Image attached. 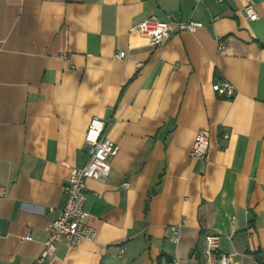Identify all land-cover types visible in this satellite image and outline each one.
<instances>
[{
    "label": "crops",
    "instance_id": "1",
    "mask_svg": "<svg viewBox=\"0 0 264 264\" xmlns=\"http://www.w3.org/2000/svg\"><path fill=\"white\" fill-rule=\"evenodd\" d=\"M146 18L203 26L157 46ZM94 116L119 145L87 180L96 237L44 264H204L207 233L231 264L264 259V0H0V264L43 251ZM202 129L207 161L191 155Z\"/></svg>",
    "mask_w": 264,
    "mask_h": 264
},
{
    "label": "built area",
    "instance_id": "2",
    "mask_svg": "<svg viewBox=\"0 0 264 264\" xmlns=\"http://www.w3.org/2000/svg\"><path fill=\"white\" fill-rule=\"evenodd\" d=\"M245 12L247 18L251 20L258 18L257 11L252 4L245 7ZM202 26V22L194 19L174 20L171 18L166 20L146 18L137 25L140 32L147 36L153 45L157 46L164 44L174 31L195 32ZM124 56L123 51L117 53L119 58ZM213 88L217 93L228 97L233 96L235 93L234 85L228 80L217 81ZM104 128L105 122L102 118L94 116L91 119L85 133V142L89 146L90 157L84 165L72 168L66 186L67 203L59 215L50 221L45 247L39 257L35 259L34 264H44L55 253L56 246L61 241L77 246L82 240H93L96 237V228L87 222L88 213L84 208L87 196V180H106L112 170L111 160L119 151V145L103 134ZM229 136L228 131L222 133L224 139L229 138ZM209 151L210 132L202 129L195 136L191 155L207 161ZM124 185L129 186V183H124ZM173 230L178 234L177 227H173ZM25 238L31 239L32 236L29 234ZM172 239L178 240V235H173ZM205 241L207 247L204 264H217L216 260L220 264H231V254L220 249L219 234L207 233ZM123 251V249L120 250V257H122Z\"/></svg>",
    "mask_w": 264,
    "mask_h": 264
},
{
    "label": "trees",
    "instance_id": "3",
    "mask_svg": "<svg viewBox=\"0 0 264 264\" xmlns=\"http://www.w3.org/2000/svg\"><path fill=\"white\" fill-rule=\"evenodd\" d=\"M251 224H252V222H249V225H251ZM254 257H255V260H256V263H257V264H264V259H263V256H262L260 250L254 252ZM157 264H161V263H160V260L158 261Z\"/></svg>",
    "mask_w": 264,
    "mask_h": 264
},
{
    "label": "water",
    "instance_id": "4",
    "mask_svg": "<svg viewBox=\"0 0 264 264\" xmlns=\"http://www.w3.org/2000/svg\"><path fill=\"white\" fill-rule=\"evenodd\" d=\"M110 111H111L110 109L107 111V116L109 115Z\"/></svg>",
    "mask_w": 264,
    "mask_h": 264
}]
</instances>
